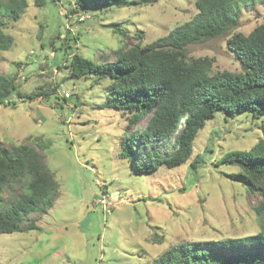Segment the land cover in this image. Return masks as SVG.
<instances>
[{
  "label": "rangeland",
  "instance_id": "obj_1",
  "mask_svg": "<svg viewBox=\"0 0 264 264\" xmlns=\"http://www.w3.org/2000/svg\"><path fill=\"white\" fill-rule=\"evenodd\" d=\"M25 4L19 20L6 21L4 29L14 43L0 50V74L15 76L23 94L38 95L23 100L15 93L11 99L17 104H0V142L35 145L59 182V195L39 218L40 228L0 236V261L150 264L177 243L240 238L264 226V217L254 210L260 196L235 179L239 167L218 163L229 150L255 145L264 135L263 118L254 119L249 110L228 116L218 112L200 130L185 163L139 174L120 154L127 121L121 110L106 105L110 79L77 78L68 67L72 51L101 63L114 61L116 50L135 44L140 30L144 47L192 19L196 0H131L69 16L66 1L63 6ZM114 23L127 29L126 41L113 31ZM262 23L264 0L246 5L235 28L189 44L188 56L210 57L212 72H239L241 64L227 39ZM68 29L74 39L67 53L57 48L66 42ZM199 155L202 160L195 162ZM192 162L197 166L192 168ZM19 191L13 188L14 194Z\"/></svg>",
  "mask_w": 264,
  "mask_h": 264
},
{
  "label": "trees",
  "instance_id": "obj_2",
  "mask_svg": "<svg viewBox=\"0 0 264 264\" xmlns=\"http://www.w3.org/2000/svg\"><path fill=\"white\" fill-rule=\"evenodd\" d=\"M64 1L71 9L67 16L87 8L131 3V0H34V4L63 6ZM261 1L196 0L198 12L192 19L144 47V31L140 30L135 44L126 43L116 50L114 61L101 63L77 51L71 52L68 67L72 76L94 74L96 80L110 79L106 105L121 110L127 121L126 141L120 154L130 160L137 173H152L163 164L174 168L185 163L194 152L200 130L218 112L228 116L249 110L254 119L263 118L264 131V23L248 34L235 32L228 37L227 47L241 64L239 72H212L210 57L191 58L187 53L189 44L238 26L243 8ZM25 12V0H0V50L10 49L14 43L13 35L4 29L6 21H17ZM112 28L122 41L127 40L128 32L123 25L114 23ZM61 34L58 30L57 39ZM72 39L68 29L66 42L57 49L68 53L73 48L68 43ZM15 93L23 100L38 95L23 94L15 76L0 74V104H17L11 99ZM35 139L42 140L40 136ZM200 159V155L196 156L195 162ZM195 162L191 163L192 168L197 166ZM218 163L239 167L235 179L260 196L254 210L264 217V135L250 149L225 152ZM15 186L20 189L18 194L13 193ZM5 191L11 194L6 197ZM58 195L59 182L35 145L25 142L8 147L0 142V236L40 228L39 218L54 205ZM35 213L38 216L33 218ZM256 247H264V226L257 233L240 238L180 242L150 264H264V251L254 250Z\"/></svg>",
  "mask_w": 264,
  "mask_h": 264
}]
</instances>
